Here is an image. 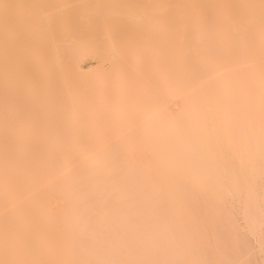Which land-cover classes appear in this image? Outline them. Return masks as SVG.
Returning <instances> with one entry per match:
<instances>
[{
    "label": "bare ground",
    "instance_id": "obj_1",
    "mask_svg": "<svg viewBox=\"0 0 264 264\" xmlns=\"http://www.w3.org/2000/svg\"><path fill=\"white\" fill-rule=\"evenodd\" d=\"M86 52L110 64L104 104L102 82L68 90ZM256 195L264 0H0V264H235L229 206L254 232Z\"/></svg>",
    "mask_w": 264,
    "mask_h": 264
},
{
    "label": "rangeland",
    "instance_id": "obj_2",
    "mask_svg": "<svg viewBox=\"0 0 264 264\" xmlns=\"http://www.w3.org/2000/svg\"><path fill=\"white\" fill-rule=\"evenodd\" d=\"M130 46V45H129ZM134 52L135 51H132V55L134 54ZM136 53H138V51L136 52ZM131 53H129V57L131 56V57H134V55L132 56V55H130ZM142 54V53H141ZM140 54V63H139V69H141V68H143V72H145L146 73V75H145V73L144 74H142V78H143V76L145 75V79L147 80V69L146 68H149L148 66H147V54H145V55H141ZM136 56H137V54H135ZM135 56V57H136ZM151 56V55H150ZM149 56V57H150ZM83 57V59H81ZM80 59L81 60H79V62H78V65L76 66V71H73V75L74 74H76V78H75V76H72V74H71V76L72 77H74L75 78V80H73L72 79V81L71 82H75L76 81V83H71L70 85H71V88L70 89H68L67 87V89L70 91L71 89H72V87H73V85L75 86V85H82L83 83H85V82H87V83H85V85L86 86H88V84H91V85H89V86H93L92 85V83H94V84H96V83H100V82H102L103 81V74L106 72V73H109V72H107V71H109V69H110V64H109V62L108 61H106L107 59H105L104 60V58L100 61V59H101V57H97V55L95 56V55H93V53L92 54H90V52H86V53H84L83 54V56H82ZM98 58H99V60H98ZM129 59H131V58H129ZM134 59V58H133ZM103 60H104V62H103ZM100 62V63H99ZM131 63H132V60L130 61ZM103 63V64H102ZM99 64L101 65V67L99 66ZM146 64V65H145ZM80 68V69H79ZM103 68V69H102ZM78 69V70H77ZM146 69V70H145ZM102 70H104V73L102 72V75H101V71ZM142 70V69H141ZM145 70V71H144ZM82 73L83 71V73H84V75L86 76V78H84L85 76L82 74L81 75V73ZM75 72V73H74ZM105 73V74H106ZM140 73H141V71H140ZM79 76H82V78L85 80H82V78H80ZM102 76V81H100V82H95V80H98L100 77ZM71 77V78H72ZM79 77V78H78ZM90 79V80H93V82L92 83H89L88 81H90V80H86V79ZM155 78V76H153V78H152V80H151V83H154V80L156 79H154ZM79 79H81V80H79ZM149 80V81H150ZM80 81V84H78V82ZM105 81V80H104ZM107 81V80H106ZM60 82V81H59ZM91 82V81H90ZM138 82H140L139 80H138ZM61 83V82H60ZM105 83V82H104ZM104 83L102 82L101 84V87H104L103 85H104ZM108 83V82H107ZM105 84L106 86V89H105V87L104 88H102V89H98L97 87H98V85L100 86V84H96V85H94L95 86V88H97L98 90V92H96L97 93V95L96 94H94V96H98V95H100L101 93L103 94V92H105L106 90H107V88H109L110 87V89H108V90H110L111 91V89H112V91L114 90V87H112L111 88V86H113V81H112V83L111 82H109V84H111V86L110 85H108V84ZM73 84V85H72ZM62 85V84H61ZM61 85H59V83H58V81L56 82V84H55V86H58V88L59 89H62L64 86H62V88L61 87H59V86H61ZM70 85H68V87H70ZM84 85V84H83ZM84 85V86H85ZM67 86V85H66ZM93 86V87H94ZM97 86V87H96ZM109 86V87H108ZM55 88H57V87H55ZM100 88V87H99ZM96 90V89H95ZM107 90V92H106V95H108L109 96V94H107V93H110L109 91ZM100 92V93H99ZM101 94V95H102ZM115 93H112V96L114 95ZM105 95V93H104V95H102V97H100V96H98L101 100H102V98L105 96L106 98H107V96ZM128 96V94H125V96ZM42 96H43V92L40 90L39 91V93L36 95V96H34L33 97V99H31L30 100V109L32 110V111H37V108H38V105L40 104V102H41V98H42ZM126 96V97H127ZM98 97H95L94 99H92V98H88L89 100H88V103H89V101H90V103L88 104V105H91L92 103H94V105H91V106H88L89 107V109H91L92 108V106H95V103H96V106H97V103L98 104H100L101 103V100L98 98ZM105 97H104V99H105ZM113 97H115V96H113ZM99 99L98 101L100 102H94L95 100L97 101V99ZM109 98L110 99H112L111 98V95L109 96ZM106 100V99H105ZM104 100V101H105ZM108 100V99H107ZM93 101V102H92ZM113 101V100H112ZM114 101H115V99H114ZM102 103H103V100H102ZM104 104V103H103ZM105 104H108V105H110L111 106V104H113V102L112 103H107L106 101H105ZM108 105H106V106H108ZM110 106H108V107H110ZM140 106H141V104H140ZM140 106H138L137 108V110H141V107ZM144 107H145V105H143ZM142 106V109L144 108ZM91 107V108H90ZM97 108H100V105L97 107ZM95 109H96V107H95ZM145 109V108H144ZM93 110V111H92ZM91 111H89V113L91 112V113H93V112H96V111H94V108L92 109ZM87 111V113L85 112L84 114H86L85 115V117H87L86 118V121L87 122H85V118L83 117H81L82 118V120L86 123V124H88V121L89 122H91L90 121V119H92V121H94L93 119L94 118H92V115H91V113H90V119L89 120H87L88 119V116L87 115H89L88 114V110H86ZM141 111H143V110H141ZM140 111V112H141ZM145 111V110H144ZM97 112H98V109H97ZM68 113V112H67ZM98 114V113H97ZM22 116H24V115H22L21 114V117ZM67 116H68V114H67ZM20 118V117H19ZM81 118H80V121H82L81 120ZM98 120V119H97ZM95 121L97 124L99 123V121ZM100 120V119H99ZM92 123H94V122H92ZM96 123H94V124H96ZM86 124H84L83 123V125H86ZM94 124H92L91 126H89L88 125V129L85 127L84 129H87L86 130V132L88 133V135L87 134H85V135H87L86 137H84V138H82L83 137V135H82V137H80L79 138V136H81V135H79V134H77L76 135V142H74L75 140L73 139L74 138V136H73V138H68V139H66V138H63V139H60L59 140V142H58V145H59V147H61V149L63 150V153L66 151H77V152H75V153H77L78 154V152H80V151H83L84 149H86L85 148V146L86 147H89L90 145H92V144H94V143H92V141H94V138L97 136L96 135V131L98 130V132H100L101 133V131H100V127H96L97 126V124L94 126ZM98 125H100V123L98 124ZM18 126V125H17ZM17 126L15 127V126H13V128L12 129H10V134H11V136H12V133L14 134L12 137H10V138H8V140H6V142L5 143H3L4 145L2 146V147H4L3 148V150L5 149V150H8V151H10V152H17V151H20V150H22V147H21V141L16 137V135L18 136V134H19V132H18V134H16L15 135V133H14V131L13 132H11V130H13V129H15V128H17ZM80 126V128H81V125H79ZM15 127V128H14ZM19 127V126H18ZM96 127V128H95ZM80 128H78V129H80ZM83 128V127H82ZM94 128L96 129V131L94 130ZM99 128V129H98ZM74 129H76V128H73V130L72 131H74ZM16 130V129H15ZM17 130H18V128H17ZM72 131H71V133H72ZM75 131H77V129L75 130ZM80 131H81V129H80ZM17 132V131H16ZM54 132V131H53ZM84 131H83V129H82V133H83ZM98 132H97V134H98ZM56 133V132H55ZM54 133V134H55ZM99 133V134H100ZM46 135L48 134V135H50V134H52L51 132H50V134L47 132V133H45ZM73 134V133H72ZM74 134H75V132H74ZM84 134V133H83ZM46 135H44V136H46ZM79 135V136H78ZM84 135V136H85ZM94 135H96V136H94ZM52 136H53V134H52ZM55 136V135H54ZM49 137H51V136H49ZM50 139V138H49ZM53 139V138H52ZM72 140L74 143L73 144H70V143H68V141L67 140ZM72 141H71V143H72ZM92 143V144H91ZM83 144V145H82ZM58 145H56V147L58 146ZM83 146V147H82ZM43 147V146H42ZM42 147H41V149H42ZM51 147V146H50ZM50 147H48L47 149H49ZM82 149H81V148ZM90 148H92V146H90ZM90 148H88L87 150H90ZM40 149V147H38V150ZM44 149V151L45 150H47L46 149V145H45V147L43 148ZM54 150L56 149L55 147L53 148ZM60 149V148H59ZM60 149V150H61ZM93 149H94V147H93ZM92 149V150H93ZM110 149H113V151H114V148H110ZM109 149V150H110ZM56 150H58V148L56 149ZM60 150H58V151H60ZM62 150H61V152H62ZM40 151V150H39ZM43 151V150H42ZM74 152H72V153H74ZM81 153V152H80ZM43 162H44V164H48V165H50L51 167L54 165L53 164V160H51L50 158L49 159H47V160H43ZM53 164V165H52ZM261 185V184H260ZM259 185V186H260ZM259 186H258V188H256V190H258V189H260L259 188ZM262 186V185H261ZM256 192H258V193H256V194H261V192H263V190H262V188L260 189V190H258V191H256ZM260 192V193H259ZM257 196V195H256ZM261 197H263V195L262 196H259V198H258V196L256 197L258 200H257V204H258V210L259 211H262V212H259V211H257L259 214H258V216L260 215V213H262V217H260L261 219L262 218H264V216H263V214H264V200L260 203V201H261ZM261 198V199H260ZM260 200V201H259ZM235 205L236 204H233L232 206H229V209H230V216H229V218H230V221H232L231 220V217L233 218V223L232 224H234V222H235V224H236V226L235 227H237L236 228V232L240 235V240H241V237H242V241H240L239 240V242H241V243H243V239H244V242L245 243H243V244H239L238 243V245H240V249H242L239 253L241 254V255H238V253L234 256V258L236 257V259L237 260H235L236 262H235V264L236 263H239V264H264V219H260L259 221H260V223L262 222V224H261V226H259L258 227V229L256 230V231H252L251 233L249 232L250 230H252L251 229V227H249L248 225H250L251 224V222L250 221H248V222H250V224H248L247 225V222H246V219L244 218V215H242V212L243 211H241V210H243L242 208H243V205H240V203L238 204V207L236 206L235 207ZM233 206H234V208H233ZM232 207V208H231ZM261 207V208H260ZM260 208V209H259ZM245 213V211L243 212V214ZM246 214V213H245ZM247 215H245V217H246ZM246 218H248V217H246ZM234 224V225H235ZM248 227H249V230H248ZM236 233V234H237ZM237 234V235H238ZM238 237V239H239V236H237ZM242 245H245V246H243V247H241ZM239 247V246H238ZM240 256V258L238 257V256ZM239 258V262H238V258ZM234 264V263H233Z\"/></svg>",
    "mask_w": 264,
    "mask_h": 264
}]
</instances>
